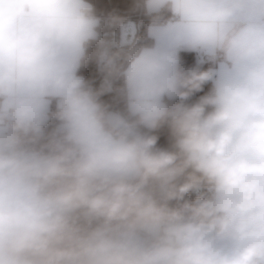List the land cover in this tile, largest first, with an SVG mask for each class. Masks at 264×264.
Instances as JSON below:
<instances>
[{"label":"clouds","instance_id":"obj_1","mask_svg":"<svg viewBox=\"0 0 264 264\" xmlns=\"http://www.w3.org/2000/svg\"><path fill=\"white\" fill-rule=\"evenodd\" d=\"M138 8L0 0V264H264V0Z\"/></svg>","mask_w":264,"mask_h":264},{"label":"trees","instance_id":"obj_2","mask_svg":"<svg viewBox=\"0 0 264 264\" xmlns=\"http://www.w3.org/2000/svg\"><path fill=\"white\" fill-rule=\"evenodd\" d=\"M90 2L94 5L96 14L102 19H106L113 15L132 19L137 24V35L141 37L146 36L149 19L143 14L142 10L138 8V0H90ZM181 55L185 66H192L195 64L194 54L182 53ZM211 66L210 64H205L203 65V70H207V68ZM82 74L87 80L93 82V87L99 88L103 77L94 62H90L85 69H82ZM209 88L210 84L205 85L203 91L196 93L188 102H195L199 96L206 94ZM102 99L112 104L114 107H123L122 103H118L112 94H106ZM153 134L159 137L158 147L169 148L171 146L170 130L166 125L156 130ZM192 198H194V196Z\"/></svg>","mask_w":264,"mask_h":264}]
</instances>
